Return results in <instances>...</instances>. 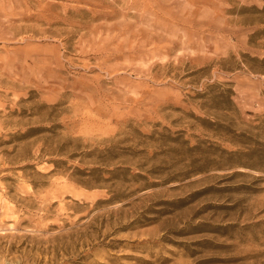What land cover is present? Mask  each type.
Listing matches in <instances>:
<instances>
[{
    "label": "rangeland",
    "instance_id": "1",
    "mask_svg": "<svg viewBox=\"0 0 264 264\" xmlns=\"http://www.w3.org/2000/svg\"><path fill=\"white\" fill-rule=\"evenodd\" d=\"M0 264H264V0H0Z\"/></svg>",
    "mask_w": 264,
    "mask_h": 264
}]
</instances>
